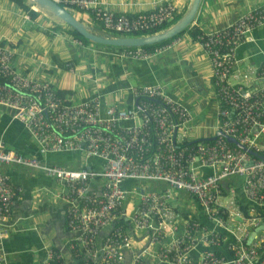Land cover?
Masks as SVG:
<instances>
[{
    "label": "built area",
    "instance_id": "obj_1",
    "mask_svg": "<svg viewBox=\"0 0 264 264\" xmlns=\"http://www.w3.org/2000/svg\"><path fill=\"white\" fill-rule=\"evenodd\" d=\"M54 1L87 11L108 32L125 34L154 30L180 10L170 0L157 1L134 15L116 12L107 0ZM261 26L264 2L226 28L202 29L198 34L197 41L212 64L221 104L215 138L200 141L184 140L194 114L170 97L163 84L132 87L138 106H106L101 96L69 101L52 81L18 72L12 64L15 50L0 43V106L15 111V118L37 141L39 152L78 151L102 161L67 168L10 149L0 138V264H9L5 241L22 191L12 182L8 166L42 170L63 186L59 196L68 203V226L75 234L68 245L72 264H126L129 250V264L151 260L155 264H264V238L248 241L249 224L264 223V85L251 87L249 82L252 77L264 81V63L250 68L243 75L245 82L231 80L242 77L235 73L238 48L253 40L252 33ZM182 39L179 35L154 49L125 48L121 56L147 61ZM75 41L83 44L78 38ZM228 136L256 155L230 143ZM234 178L242 180L251 202L248 215L240 209L235 187H228L230 198L224 201L229 196L226 181ZM130 180L160 181L167 188L141 192L134 204L123 188V182ZM181 191L194 195L206 216L226 228L234 240L177 212L172 202ZM200 242L207 248L196 261L191 251ZM46 252L45 264H69L60 249Z\"/></svg>",
    "mask_w": 264,
    "mask_h": 264
},
{
    "label": "crops",
    "instance_id": "obj_2",
    "mask_svg": "<svg viewBox=\"0 0 264 264\" xmlns=\"http://www.w3.org/2000/svg\"><path fill=\"white\" fill-rule=\"evenodd\" d=\"M107 1L116 12L134 15L151 9L157 1L166 0ZM170 1L179 5L178 13L188 8L192 2V0ZM263 2L264 0H201L192 25L200 31L226 28L240 15ZM40 12V16L33 19L15 4L8 0H0V43L15 50L12 64L18 72L50 80L59 90H70L65 96L69 101L78 102L101 96L106 106L124 108L137 104L131 91L132 87L163 84L170 97L194 114V121L184 130V140L200 141L215 138L220 122L221 104L214 88L210 58L197 38L185 33L182 35V41L169 51L147 61L130 60L121 56L123 50L95 42L82 45L77 43L76 38L70 33L57 29L58 26H67L66 24L50 14ZM84 22L89 26L93 25L88 14ZM97 30L103 34V30L99 28ZM252 38L253 40L241 44L237 51L238 64L235 73L242 75L244 80L242 81V77L233 76L232 82H245L243 75L250 72V68L257 69L264 63V26L256 29L252 33ZM73 45L83 47L85 50L73 52ZM85 54L102 56L104 58L102 66L89 67ZM80 72H89L87 75L105 72L106 76L108 75L105 84L101 83V76L95 78L96 81L99 80L95 89L100 93L91 91L93 87L80 89L82 84L80 79H77ZM73 76L76 77L75 80ZM131 76L137 81L134 86L129 83ZM249 82L251 87L264 85V81L256 77H252ZM73 86L80 90H76ZM105 86L107 88L103 89ZM118 90L124 95L117 97V103H108L104 98L105 93ZM79 91L83 94L77 98ZM0 138L6 142L8 148L37 156L50 164L78 169L102 163L101 160L88 158L78 151L41 154L37 141L27 127L15 118V111L3 106H0ZM5 169L10 174L12 182L22 187L9 222L10 234L5 241L6 250L10 253L9 264H45L48 248L60 249L66 255L68 263L71 262L72 258L69 259L64 250L71 252L68 245L74 237V232L68 226V203L59 196L63 186L42 170L19 166H8ZM154 182H158V187L150 190L134 187L135 180L123 182V188L128 194L136 195L135 198L130 197L131 202L135 204L141 192L166 190L165 183ZM226 185L227 195H229L228 187L233 186L236 188V199L250 205V200L243 192L240 178L228 180ZM229 198L230 195L225 197L224 201H229ZM172 204H176V211L183 217L198 219L211 228L220 230L227 240H234L226 228L216 225L206 216L201 203L194 195L184 191L178 192L177 200ZM256 227L249 224V239ZM263 238L264 230H261L253 241H260ZM206 248L207 246L200 242L197 248L191 251L193 258L198 261ZM227 255L230 257L229 254ZM73 260L76 263V258L73 257ZM150 264H155V261L151 260Z\"/></svg>",
    "mask_w": 264,
    "mask_h": 264
},
{
    "label": "water",
    "instance_id": "obj_3",
    "mask_svg": "<svg viewBox=\"0 0 264 264\" xmlns=\"http://www.w3.org/2000/svg\"><path fill=\"white\" fill-rule=\"evenodd\" d=\"M28 4H37L35 5L36 10H40L44 13L52 15L54 18L60 20L66 25L72 26L75 28L78 32H80L84 37L88 38L89 40L103 44V45H111V46H117V47H142L146 45H151L155 43L162 42L164 40H168L175 35L182 32L187 26H189L195 19L201 0H192L190 6L187 8L184 15L173 25H171L169 28L164 29L162 31H159L154 34L149 35H139V36H112L107 34H100L94 31L93 27L87 25L84 21L76 17L74 14H72L69 10H67L65 7L61 6L59 3L55 2L54 0H28ZM137 101V106H138ZM228 141L230 143H233L239 147H241L243 150L248 151L251 155H256V153L248 148L246 145L241 144L237 141L236 138L232 136L227 137ZM253 161H249L247 164L252 165ZM238 219H242L239 218ZM264 230V223L257 226L252 233L249 243H251L256 236V234ZM75 236V234H74ZM226 254H229L227 250H223ZM64 252L67 254L68 258L71 259L72 255L71 252L68 250H64ZM132 252L129 250L126 258V264L130 263V256ZM230 255V254H229ZM69 264H72V259Z\"/></svg>",
    "mask_w": 264,
    "mask_h": 264
},
{
    "label": "trees",
    "instance_id": "obj_4",
    "mask_svg": "<svg viewBox=\"0 0 264 264\" xmlns=\"http://www.w3.org/2000/svg\"><path fill=\"white\" fill-rule=\"evenodd\" d=\"M9 2L15 4L16 6H18L21 10L25 11L26 13H28L30 15V17H32L33 19L35 18H38L41 14L40 11L34 9V6L37 4H28V0H8ZM63 7H65L66 9L67 6H64V5H61ZM69 11L73 12L72 10L68 9ZM73 10H77L79 12H82V13H87V11L85 10H82V9H76V8H73ZM187 8H185L182 12L176 14L175 18L171 21H168L166 22L165 24H163L162 26L154 29V30H149V31H142V32H134V33H129V34H125V33H118V32H108L106 31L101 24L97 23V21L94 19V17L87 13L90 18H91V22H92V26L94 30H97L98 28L103 30V32H105V34L107 35H112V36H139V35H149V34H154V33H157L161 30H164V29H167L169 28L171 25L175 24L183 15L184 13L186 12ZM69 27V28H66V27ZM58 26L57 29L63 31V32H68L70 33L73 37L75 38H78L80 40L83 41V43L85 44H89V43H94L93 41L89 40L88 38L84 37L80 32H78L75 28H73L72 26ZM185 33H189L190 35L194 36L195 38H197L198 34L200 33V30L197 29V28H194L192 23L187 26L182 32H180L179 34L175 35L174 37L168 39V40H164L162 42H159V43H155V44H151V45H146V46H142L144 48H147V49H154L158 46H161L163 44H165L166 42L170 41L171 39L179 36V35H183ZM96 43V42H95ZM98 44V43H96ZM101 45V44H100ZM103 46H106V47H109V48H114V49H119V50H123L125 48H138V47H117V46H111V45H103ZM65 65L67 66V63H65ZM70 92L69 91H66V90H59V94L62 96V97H65L66 94ZM239 205H240V209L241 211L245 214V215H248L249 213V205H246L244 204L243 202L241 201H238ZM263 210V209H262ZM225 217L227 218L228 217V214H225ZM224 235V234H223Z\"/></svg>",
    "mask_w": 264,
    "mask_h": 264
},
{
    "label": "rangeland",
    "instance_id": "obj_5",
    "mask_svg": "<svg viewBox=\"0 0 264 264\" xmlns=\"http://www.w3.org/2000/svg\"><path fill=\"white\" fill-rule=\"evenodd\" d=\"M68 9L72 10L73 12H71L72 14H74L76 17L82 19V21H85L86 19V16H87V13H82V12H79L77 10H73V8L71 7H67ZM67 9V10H68ZM86 15V16H85ZM96 32L98 33H101L100 30H97ZM103 32V31H102ZM105 32H103L104 34ZM85 50L83 47H79L77 45H73L72 47V51L73 52H81ZM85 57L87 58L88 60V65L89 67L91 66H94V65H98V66H102V63L104 62V58L102 56H98L97 55H87L85 54ZM89 72H80L77 76V79H80L81 81V88L80 89H84V88H92L91 91H95L94 93H100L99 90L95 89V86H97L99 84V80H95V78L101 76L102 77V80H101V83L102 84H105L107 82L106 78L108 77V75L106 76V73L105 72H101V73H97L96 75H93L92 74H89L87 75ZM75 76H73V80H75ZM109 82L112 83V81L110 80V78H108ZM136 78L134 76H131L129 78V83H131V85H136ZM75 89H76V86H73ZM107 88L106 86L103 87V89ZM80 89H76V90H80ZM90 93V92H89ZM83 93H81L79 91V93H77L76 97L77 98H80V96L82 95ZM124 94L121 92V91H113V92H108V93H105L104 95V98L108 101V103L110 104H115L118 102L117 100V97H121L123 96ZM120 104V102H119ZM83 159H84V156H83ZM77 167V165H76ZM235 179H238V178H235ZM134 187H137V188H144L145 190H150L152 188H157L158 187V182H154V181H147V180H138L136 181L135 183V186ZM136 190V188H134ZM129 197H132V198H135L136 195L135 194H132V193H129ZM130 213H131V209H130Z\"/></svg>",
    "mask_w": 264,
    "mask_h": 264
}]
</instances>
